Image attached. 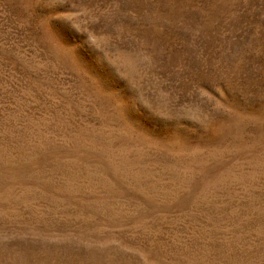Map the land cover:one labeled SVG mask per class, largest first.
Returning a JSON list of instances; mask_svg holds the SVG:
<instances>
[{"label": "rangeland", "instance_id": "rangeland-1", "mask_svg": "<svg viewBox=\"0 0 264 264\" xmlns=\"http://www.w3.org/2000/svg\"><path fill=\"white\" fill-rule=\"evenodd\" d=\"M0 264H264V0H0Z\"/></svg>", "mask_w": 264, "mask_h": 264}]
</instances>
